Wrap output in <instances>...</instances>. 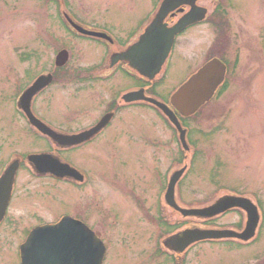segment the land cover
Instances as JSON below:
<instances>
[{
	"label": "rangeland",
	"instance_id": "rangeland-1",
	"mask_svg": "<svg viewBox=\"0 0 264 264\" xmlns=\"http://www.w3.org/2000/svg\"><path fill=\"white\" fill-rule=\"evenodd\" d=\"M161 1L69 0V4L78 17L88 22L95 20L94 22L105 24L117 36H122L123 41H127L141 33L151 12ZM57 6L56 0H0V170L3 160L9 158L14 151L26 153L43 145L27 129L15 107L16 95L32 76L49 69L58 49L63 46L72 53L66 66L69 70L77 66L91 67L103 54L90 43L82 42L81 45L66 34ZM254 31L256 32L252 27L243 31L242 36L247 40L244 41L243 38L242 43L253 54L247 55V50H242L238 74L231 78L230 89L225 98L219 104L212 105L213 101L197 117L198 126L202 130L210 124L220 123L219 119L226 117V111L223 116L219 114L224 109V104L229 102L235 112L227 122V135L225 129H222L224 132L220 130L208 137L191 131V139L199 142L197 149L201 151L202 158L198 159L192 173L184 179L181 186L182 198L186 203L196 202V205L203 206L202 204H209L223 194L225 191L211 187V178L215 177L218 180L215 186L224 185L257 194L264 215V55L256 57L252 51L253 47H257L252 39ZM261 31L264 33V28ZM198 38L197 31H189L181 37L172 51L167 69L159 76L163 82L160 88L163 98L168 97L202 64V61L189 57L191 46L199 43ZM232 57L229 58L234 61ZM19 75L22 78H18ZM69 81L67 89L53 86L52 94L47 95L49 101L44 99L39 111L51 120H58L67 112L71 121L80 119L72 125L76 127L81 126L80 122L87 124L97 116L100 108L104 107L100 105L103 96L112 95L119 87L109 90L107 83L98 84L95 88L83 89L76 96L71 80ZM52 96L54 102H50ZM75 113L78 115H74ZM144 113L140 115L136 108L126 112L123 115L126 120L116 121L103 137L91 145V150L98 151L95 155L91 150L88 151L90 148H86L67 156L76 165L90 167L100 174L101 182L98 187L102 195L108 194L101 205L99 218V229L104 233L102 239L107 246L103 264H174L168 256H156L154 253L153 241L158 240V234L160 237L164 234L160 232L156 222L146 218L141 206L146 203L154 208L153 199L159 191L157 184L162 181V174L165 176V172H171L177 167V158H172L175 155V144L163 117L151 109L144 110ZM217 117L220 118L217 120ZM156 136L164 144L152 148L144 143V140L155 139ZM128 138L131 140L123 141ZM113 141L115 144L123 141V144L115 146ZM154 150L163 165L153 164L156 160L152 157ZM157 170L161 172L160 176L157 175ZM104 175L110 177L114 187L108 179H103ZM34 184L35 182L28 187L30 191L34 190ZM71 190L73 194L67 188L58 186L53 188L52 195L48 198L33 196L32 200H16V220L22 219L35 205L38 206V202L47 205L44 212L39 209L44 220L55 219L60 216V212L70 211L71 205L78 201L76 189ZM107 205L111 214L105 212L108 210ZM10 213V216H14L13 207ZM174 217L184 222L179 214L175 213ZM225 221L227 219H219L217 223L223 225ZM38 222L34 219L30 222L25 216L23 220L16 222V230H23L29 224ZM0 233L6 235L5 231ZM16 233L10 239L3 242L0 240V264H21L19 247L25 240V233ZM184 263H264V222L255 245L239 250L226 247L222 242L199 243L189 249Z\"/></svg>",
	"mask_w": 264,
	"mask_h": 264
},
{
	"label": "flooded vegetation",
	"instance_id": "flooded-vegetation-1",
	"mask_svg": "<svg viewBox=\"0 0 264 264\" xmlns=\"http://www.w3.org/2000/svg\"><path fill=\"white\" fill-rule=\"evenodd\" d=\"M56 1L59 5L57 6L58 15L65 27L64 29L66 34H69L71 37H73L74 40L79 44H81L82 42L90 43L92 47L97 50H101L103 54L101 55V57H99L96 63L91 65V67L77 66V68L69 70L66 68V66L72 58L71 50L64 46L60 47L55 55V58L53 59V62L50 63L49 69H47L46 71H39L34 74L27 85H25L16 95L15 107L21 116L22 122L26 125L27 129L33 136L39 138V141L43 142V145L39 149L28 151L26 153H19L17 151H14L9 158L3 160V165L0 170V176L6 169L7 165L12 161V159L17 158L18 154H21V157H19V168L17 170V173L15 174L8 207L6 209L3 220L0 222V231H5L6 235L0 233V240L3 242L5 241V239H10L12 238V235L17 234L16 232L25 233L26 238L34 227L45 223L57 222L64 216H70L84 222L99 237L103 238L104 233H102V231L99 229V218L101 213V205L106 201V197L108 194L106 193L102 195L98 187L99 182H101V175L90 167L76 165L71 159L69 160V157L67 156L78 150L86 148H90L88 151H92V153H94L95 155V153H97L98 151L91 150V145L95 144V141L103 137L116 121L126 120L123 116L126 112L133 111L134 108H136L139 110L140 115H144V110L151 109L155 111L159 116L163 117V119L167 123V126L172 132L170 136L171 140H173L175 144V155L172 158H177V167L171 172H165V176L164 174H162V181L157 184L159 191L157 192L156 198L153 199L155 203L154 208L152 205L148 206L146 203H142L141 210L142 212H144V215L147 219H151L159 225L160 232L164 234L161 236L162 238L158 234V240L153 241L154 244L152 246L154 247L153 250L156 256H158V254L159 256H168L173 260L174 264H185L184 262L186 259V254L189 249L181 255V253L179 252L169 251V249L164 246V242L168 235H172L182 227H187L190 226V224H195L197 220H195L194 218H184L185 222L183 225H181L180 218L175 219V213L179 214L180 217L182 216L177 210L167 204V187L169 179L171 178V175L175 170L181 168L183 165L186 166V172L184 173L183 178L176 184L175 191L173 193V196L171 195V199L175 200V202L180 206H191L193 203H186L185 200H183L181 186L184 182V179L190 173H192L193 166L195 165V163H197L198 159L202 158L200 157L201 151L199 152L197 149V145H199V142L191 139V131L198 132L200 135H205L208 137V135L213 136L218 131L225 129L224 131L227 135V131H229L227 122L229 121V118L231 117L233 112H235V108L229 106V102L224 104L225 107L219 114L220 116H223L224 112L226 111L224 114V116L226 117L224 119L223 117H217V120L220 118V123L217 122L210 124L207 128H205V130H202L198 126L197 117L203 114L205 108H207L213 101L217 102H213L212 105L219 104L221 100L225 98L226 94L228 93V89H230L229 82L231 78L236 77L238 74L242 50H247V55L253 54L250 51L249 47L244 46L242 43L244 38L242 36L244 30L249 27H252L256 30V32L254 31V37L252 39L255 40L253 41L257 47L255 48L252 46V51L254 52V55L256 57L264 55V33L261 31V29L264 28V0H190V2L188 3L178 4L177 6H175V9L166 17L165 22L170 26L180 21L186 14L190 13L191 11L193 17L195 18L194 22L189 24L180 34L176 36L173 50L176 47L177 43H179L181 37H183L187 32L197 31L199 34L197 42L199 43H194V45L191 46V53L189 57L193 60L202 61V64L200 66L213 58H219L227 65L224 85L220 86L214 96L207 103H205L194 115L188 118L180 117L183 126L187 128L188 146L186 149L182 147L179 135L176 132L175 127L166 119L163 111L157 105L143 98L151 97L163 101L170 107H172L170 103V97L176 89L172 91L168 97L163 98L160 95V88L161 84L163 83L161 79L155 78L154 80H149L147 77L131 69L128 63L124 60L117 58V60H114V62H112V56L116 53L123 52L133 41L136 40L140 33H138V35H136L135 37H130L129 39H127V41H123V37L117 36L111 29L107 27V25L94 22L95 20L88 22L78 17L77 13L73 11L71 5L69 4V0ZM159 5L160 3L151 12L150 17L148 18V21L143 29L149 23L152 14L159 7ZM66 14L75 19L83 29L96 34H90L77 30L67 20ZM201 36H203V38H201ZM207 36L209 40H207ZM246 40L247 38H244V41ZM64 49L68 50V60L65 64L58 65L56 62L57 55ZM231 56H233L232 58H234V61H231V59L229 58ZM200 66H198L197 69ZM166 69L167 68H165V70ZM43 74H52V81L47 87L42 89L34 97L32 102V110L41 121L45 122V124L50 126L52 129L65 134H74L86 131L95 126L106 115H110L108 124L103 127L98 133L90 136L87 140L74 145L66 144L67 146L57 144L51 139L50 136L40 132L39 129L30 124L24 112L18 108V99L21 93L34 80H36ZM20 76L21 75H19L18 78H22ZM69 80H71V84L73 90H75L74 93L76 92V96L77 93H81L83 89L88 88L89 90L91 88H95L98 84L107 83V85H109V90L110 88H112L113 90L117 89L116 86L119 87L117 91H115L112 95L106 94L103 96L100 105L104 107L100 108V112L97 116L91 119L87 124H83L82 122H80L79 125L81 126L76 127L72 125L80 119L71 121L68 114H66L67 112L63 114V117L57 118L58 120H51L39 111V108L43 106L41 102H43L44 99H47V102L49 101V96L47 95L52 94L51 88L58 85L61 87V89H67L68 82H70ZM128 92L137 93L136 97L138 98H133V100L130 101L125 100L124 95ZM50 102H54L53 96L50 98ZM79 110L83 113L86 112L84 111V109ZM74 115H78V113H75ZM193 122H195L196 124ZM120 138H118V140ZM129 140L131 139L128 138L123 141L128 142ZM123 141H119L116 144L115 141L113 142L115 146H120L121 144H123ZM227 142L228 140L226 141V143ZM144 143H146L147 146L149 145V147L154 148L153 146H161L162 144H164V141L156 136L155 139L153 138L144 140ZM154 152L152 153V157L156 160L153 164L163 165V163L159 162L158 160L159 157L157 152ZM30 153L51 154L54 157L60 158L62 161L67 162L72 167L76 168L78 173L76 175L64 176L62 178H59L54 176L49 171H37L27 159V155ZM211 157H213V155ZM188 158L189 161L187 162L186 160ZM156 169L159 168L156 167ZM157 175H161V172H159L158 170ZM105 177L106 176L104 175L103 179H108V181H110L111 183V186L114 187V183L112 182L110 177ZM21 179L26 180L21 181ZM33 182H35L34 190L30 191L28 187L31 186ZM216 182H218V180L215 177L211 178L210 184L213 185L211 186L213 189L225 191L220 196L226 194H235L243 197H248L258 205L261 215L259 225L252 237L244 239L235 237L231 233H228L229 235L224 236L219 241L222 242V244L226 247L237 248L239 250L255 245V242L259 238L260 230L264 222L263 209L259 196L254 192H247L241 189L237 190L224 185L215 186ZM58 186H63L65 187V189L67 188L72 194L73 191L71 189H76L78 194V201L75 205H71L72 209L70 211L60 212V216L55 219L44 220L45 218L43 217L42 212L47 210V205L38 202V206L35 205L33 210L30 209L25 213V216L30 219V222L33 219L39 222L36 224H29V226H26V228H24L23 230H16V222H19L23 220V218H25L24 216L22 219L18 218V220H16V200H32L34 199L33 196H38L41 199L48 198L52 195L53 188H57ZM12 207L14 208L15 212L14 216H10ZM106 207L108 208V210L105 212L111 214L109 206L107 205ZM37 211L40 213H38ZM148 215H150L151 217H149ZM248 216V210H246L245 208L233 207L215 218L201 221L206 225H217V221L219 219H227V221H225V224L221 225L223 228L230 231L232 230L236 232H244L247 228ZM170 218H172V221H170Z\"/></svg>",
	"mask_w": 264,
	"mask_h": 264
},
{
	"label": "water",
	"instance_id": "water-1",
	"mask_svg": "<svg viewBox=\"0 0 264 264\" xmlns=\"http://www.w3.org/2000/svg\"><path fill=\"white\" fill-rule=\"evenodd\" d=\"M188 2L190 0H163L144 31L126 50L114 54L112 62L117 60V58L125 60L132 69L149 79H154L169 57L176 35L194 22L195 18L191 11L172 26H168L164 20L175 9V6ZM66 18L77 30L96 34L83 29L70 16L66 15ZM67 60L68 51L64 49L57 55L56 62L58 65H63ZM226 70V64L220 59H211L172 94L171 103L184 116L194 114L204 103L212 98L218 87L223 83ZM51 81V74L39 76L24 90L18 100V108L24 112L29 122L43 134L50 136L59 145H74L87 140L108 124L110 115H106L100 122L86 131L65 134L52 129L41 121L32 110V102L34 97L47 87ZM136 95L137 93L135 92H128L124 95V98L130 101L133 98H138ZM143 98L157 105L165 113L178 130L182 144L187 148L186 129L183 128L169 106L151 97ZM27 159L35 170L40 172L49 171L59 178L78 173L76 168L51 154L31 153L27 156ZM19 163V157L12 159L0 176V222L4 218L8 207ZM184 170L185 167H182L175 170L171 175L167 194L169 204L180 210L184 216H196L199 218H209L218 215L231 207H243L249 213L247 228L240 233L221 228H186L167 238L164 242L165 246L174 252H183L195 242L206 239H220L229 235L228 233L244 239L254 235L260 216L257 206L247 198L226 195L220 197L211 205L191 209L181 208L171 201L175 185L180 180ZM105 252L106 246L104 242L85 223L75 218L64 216L56 223L39 225L32 229L20 246V259L21 264H102Z\"/></svg>",
	"mask_w": 264,
	"mask_h": 264
}]
</instances>
